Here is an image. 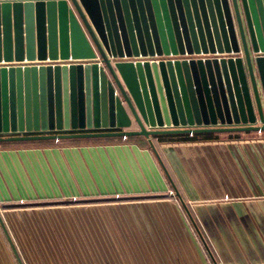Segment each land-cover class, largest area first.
Instances as JSON below:
<instances>
[{"label": "water", "instance_id": "1", "mask_svg": "<svg viewBox=\"0 0 264 264\" xmlns=\"http://www.w3.org/2000/svg\"><path fill=\"white\" fill-rule=\"evenodd\" d=\"M23 59L74 63L0 66V142L264 131V0H0Z\"/></svg>", "mask_w": 264, "mask_h": 264}, {"label": "crops", "instance_id": "2", "mask_svg": "<svg viewBox=\"0 0 264 264\" xmlns=\"http://www.w3.org/2000/svg\"><path fill=\"white\" fill-rule=\"evenodd\" d=\"M199 134L2 142L0 264H264V131Z\"/></svg>", "mask_w": 264, "mask_h": 264}, {"label": "built area", "instance_id": "3", "mask_svg": "<svg viewBox=\"0 0 264 264\" xmlns=\"http://www.w3.org/2000/svg\"><path fill=\"white\" fill-rule=\"evenodd\" d=\"M229 55L227 54H219V53H215V54H211V53H207V54H184V55H162V56H153V57H149L147 58L148 60H189V59H197V58H217L220 59L221 57H228ZM126 59V58H125ZM71 63H74L73 60L69 59V60H50V59H45V60H27V59H23V60H19V61H15L13 60L12 62H4L1 61L0 62V66H40V65H54V64H67L70 65ZM59 141V140H56Z\"/></svg>", "mask_w": 264, "mask_h": 264}, {"label": "trees", "instance_id": "4", "mask_svg": "<svg viewBox=\"0 0 264 264\" xmlns=\"http://www.w3.org/2000/svg\"><path fill=\"white\" fill-rule=\"evenodd\" d=\"M247 133H251V132H247ZM207 134H193L192 136H188V135H186V136H183L182 138L183 139H186V140H198V138L200 137V136H206ZM159 138H162V137H159ZM56 141V140H55ZM59 141H61V140H59ZM59 141H57V142H59ZM2 142H0V144H1Z\"/></svg>", "mask_w": 264, "mask_h": 264}, {"label": "rangeland", "instance_id": "5", "mask_svg": "<svg viewBox=\"0 0 264 264\" xmlns=\"http://www.w3.org/2000/svg\"><path fill=\"white\" fill-rule=\"evenodd\" d=\"M259 133V132H258Z\"/></svg>", "mask_w": 264, "mask_h": 264}]
</instances>
